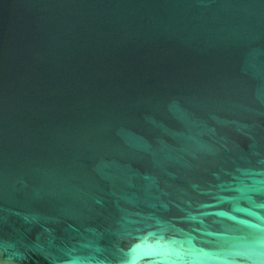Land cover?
<instances>
[{
    "label": "water",
    "instance_id": "95a60500",
    "mask_svg": "<svg viewBox=\"0 0 264 264\" xmlns=\"http://www.w3.org/2000/svg\"><path fill=\"white\" fill-rule=\"evenodd\" d=\"M0 264H264V0H0Z\"/></svg>",
    "mask_w": 264,
    "mask_h": 264
}]
</instances>
